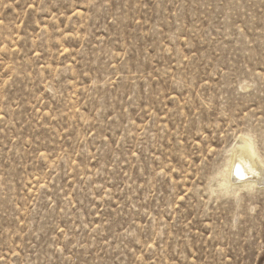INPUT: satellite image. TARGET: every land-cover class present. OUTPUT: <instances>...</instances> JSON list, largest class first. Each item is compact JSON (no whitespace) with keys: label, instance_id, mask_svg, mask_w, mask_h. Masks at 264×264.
<instances>
[{"label":"rangeland","instance_id":"374dc122","mask_svg":"<svg viewBox=\"0 0 264 264\" xmlns=\"http://www.w3.org/2000/svg\"><path fill=\"white\" fill-rule=\"evenodd\" d=\"M242 138L264 0H0V264H264Z\"/></svg>","mask_w":264,"mask_h":264},{"label":"bare ground","instance_id":"6f19581e","mask_svg":"<svg viewBox=\"0 0 264 264\" xmlns=\"http://www.w3.org/2000/svg\"><path fill=\"white\" fill-rule=\"evenodd\" d=\"M225 175L221 185L236 194L242 190H264V161L251 139L242 138L234 146Z\"/></svg>","mask_w":264,"mask_h":264},{"label":"snow or ice","instance_id":"6c2138e0","mask_svg":"<svg viewBox=\"0 0 264 264\" xmlns=\"http://www.w3.org/2000/svg\"><path fill=\"white\" fill-rule=\"evenodd\" d=\"M239 174V173H238Z\"/></svg>","mask_w":264,"mask_h":264}]
</instances>
